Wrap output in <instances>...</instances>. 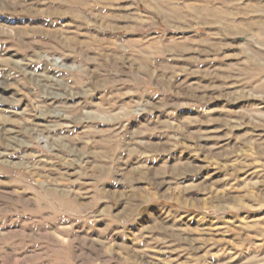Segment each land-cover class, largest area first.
<instances>
[{"label": "rangeland", "instance_id": "obj_1", "mask_svg": "<svg viewBox=\"0 0 264 264\" xmlns=\"http://www.w3.org/2000/svg\"><path fill=\"white\" fill-rule=\"evenodd\" d=\"M0 264H264V0H0Z\"/></svg>", "mask_w": 264, "mask_h": 264}]
</instances>
